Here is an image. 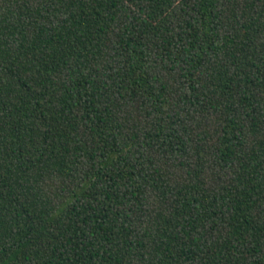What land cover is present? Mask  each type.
I'll use <instances>...</instances> for the list:
<instances>
[{
    "label": "trees",
    "instance_id": "obj_1",
    "mask_svg": "<svg viewBox=\"0 0 264 264\" xmlns=\"http://www.w3.org/2000/svg\"><path fill=\"white\" fill-rule=\"evenodd\" d=\"M0 264H264V0H0Z\"/></svg>",
    "mask_w": 264,
    "mask_h": 264
}]
</instances>
